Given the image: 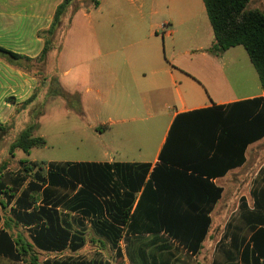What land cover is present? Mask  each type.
<instances>
[{
	"label": "trees",
	"instance_id": "16d2710c",
	"mask_svg": "<svg viewBox=\"0 0 264 264\" xmlns=\"http://www.w3.org/2000/svg\"><path fill=\"white\" fill-rule=\"evenodd\" d=\"M74 1L64 0L56 9L51 27L39 33L45 47L37 59L1 47L0 56L10 65L36 76L39 91H47V98H61L69 110L82 115L78 92L63 89L56 76L50 83L51 78H42L32 71L33 65L47 61L53 49L57 54L61 52L72 18L82 9L78 6L72 16L68 14ZM252 1L203 0L215 35V43L208 52L220 56L233 47L243 46L264 89V11L250 9ZM99 3L92 0L86 10L97 8ZM65 19L68 23L65 35L56 45L54 37ZM37 128L35 121L20 133L10 145V155L17 149L29 153L35 147H45L46 140L34 136ZM9 129L8 125L0 124L2 133ZM263 137L264 97H261L179 115L160 153L159 164L148 180L150 164L49 162L44 172L45 162L23 163L18 175L0 176V193L7 201L1 205L11 206L10 219L2 220L0 213V223L3 221L8 230L26 227L30 238L0 229V257L22 264H123L108 262L100 254L90 260L38 259L39 251L75 253L85 245L83 231L73 232L74 225L69 219V214L75 212L89 220L119 258H123L120 246L123 238L129 245L142 235L161 233L186 254L196 257L212 224L210 213L223 193L212 180L242 166L247 146ZM139 192L141 196L131 212ZM253 195L252 210L241 200L239 213L244 225L228 223L217 244L223 259H214L213 264H264V188L256 189ZM40 200L42 204L37 205ZM59 208L66 213L59 212ZM228 238L230 249L224 251ZM139 251L144 264H177L169 246L148 254L145 248Z\"/></svg>",
	"mask_w": 264,
	"mask_h": 264
},
{
	"label": "crops",
	"instance_id": "0c3cea01",
	"mask_svg": "<svg viewBox=\"0 0 264 264\" xmlns=\"http://www.w3.org/2000/svg\"><path fill=\"white\" fill-rule=\"evenodd\" d=\"M63 1L0 0V47L37 59L45 47L39 33L51 27L56 9ZM99 7L100 3L94 9ZM260 10L264 11V4ZM89 12L81 9L75 13L62 41L61 52L55 59L50 60L51 55L47 59L61 87L81 95L83 114L69 110L61 98H47V91H39L36 76L10 65L0 56V124L12 123L14 128L16 113L29 109L24 131L32 123L33 108L40 107L34 136L44 138L47 145L49 135L43 133V122L50 107L62 110L66 121L77 125L76 129L65 130L62 134L86 133L89 128H95L96 123H86L89 115L110 129L114 124L123 123V138L118 131L123 141V150L116 153L119 159L105 153L108 159L76 163L150 164L148 180L159 164L160 153L179 115L264 97L259 75L243 46L233 47L220 56L208 52L215 43V35L203 0H123V47L117 39L96 35L91 23L81 19L88 17ZM71 38L75 41L72 52L69 51ZM33 96L37 97L31 100ZM245 158L242 166L212 180L223 193L210 213L212 224L203 247L217 226L221 227L223 237L229 222L244 225L239 213L241 200L244 199L252 210L254 191L264 188V137L247 146ZM8 160L3 159L2 164L8 165ZM32 162L38 161H10L12 165L5 167L0 176L5 177L11 171L18 175L23 163ZM141 193L136 194L131 212ZM41 204L40 200L37 205ZM59 212L66 213L62 208ZM69 219L74 225L73 232L84 233L85 245L80 250L88 245L87 224L94 237L112 249L79 212L70 213ZM20 228L30 238L28 228ZM0 229L13 235L14 229H6L3 221ZM142 237H165L173 248L183 250L163 233ZM122 242L124 238L120 244L123 251ZM229 249L230 238L225 241L224 251ZM68 251L39 252L46 255L45 262L49 258L74 257L65 255ZM0 262L22 264L4 257H0Z\"/></svg>",
	"mask_w": 264,
	"mask_h": 264
},
{
	"label": "rangeland",
	"instance_id": "374dc122",
	"mask_svg": "<svg viewBox=\"0 0 264 264\" xmlns=\"http://www.w3.org/2000/svg\"><path fill=\"white\" fill-rule=\"evenodd\" d=\"M100 7L98 9H90V14L88 17H81L84 21H88L92 25V29L96 32V35L102 36L105 35L108 38L116 39L122 43L120 46L123 47V0H99ZM92 0H75L72 7L69 8L68 14L74 13L76 7H82L86 9L91 6ZM264 0H254L249 5V8H258L262 9ZM126 14V13H124ZM67 20L65 19L62 26L59 28L57 35L54 37V44H59L62 39V36L65 35L67 28ZM79 27V26H78ZM163 32H160V35ZM58 39H57V38ZM71 46L69 51L72 52V45L75 43L73 38L70 39ZM50 60L55 59L57 52L56 49H53L50 52ZM48 64V65H47ZM51 64V65H50ZM52 63L45 61V63H37L33 65L32 71H35L37 74L41 75L42 78L47 76L51 78L53 83L55 79L54 67ZM40 107L33 108V118L32 123L38 121V114L41 112ZM64 110V109H63ZM30 110H19L16 113V122L15 127L10 123L8 126L10 129L6 133L1 135L0 143V172L3 171L4 167L9 166L10 161L16 162L17 160L23 159L25 162L36 160L38 162H45L44 172H46L47 163L49 162H70L76 163L78 161H87V160H105L108 159L104 155L109 153L115 155L118 158V150H123V123L114 124L110 127L101 126V124L95 121V117L89 115L86 120L87 124L96 123V127L88 129L86 133L84 132H67L63 133L65 130L76 129L77 125H72L71 122H67L66 115L62 113V110H59L55 107H50L46 111L45 120L43 122V133H48V144L45 147H35L30 150L29 153L24 152L21 149H18L14 152L13 158L8 152V149L13 141L17 139L19 134L23 131L24 127L28 122L27 116ZM31 123V124H32ZM13 128V130H12ZM120 130V131H119ZM118 131L121 137H118ZM8 158V165L2 164L3 159ZM12 165V164H11ZM12 170V169H11ZM17 173L9 172L7 176H15ZM2 203L6 204L7 201L5 196L0 193V212L4 219H10L11 217V206L7 208L2 207ZM238 213L236 214V216ZM220 225V224H219ZM91 228L86 226V234L88 245L79 252L71 253L67 252L65 255H74L78 258H92L96 254H100L105 260L111 263H117L122 261L123 264H144V261L141 256V248H145L147 254L151 251H158L159 248H165L169 246L171 254H173L177 264H213L214 259L222 260L223 254L217 248V243L222 237V229L217 226L212 231V237L208 239L206 246H204L201 252L196 256H190L186 254L184 250L173 248L164 238H154V237H141L138 238L129 245L126 242H122L123 247V258L117 256L116 251L112 250L110 247L103 244L102 241H99L97 237L95 238ZM89 231V232H88ZM19 234L23 235L25 238L29 239L26 231L21 230V228H15L13 231L14 236ZM217 249V250H216ZM63 254V253H62ZM46 255L37 254L38 259L43 262ZM132 256L134 260L131 259ZM0 264H2L0 262Z\"/></svg>",
	"mask_w": 264,
	"mask_h": 264
}]
</instances>
